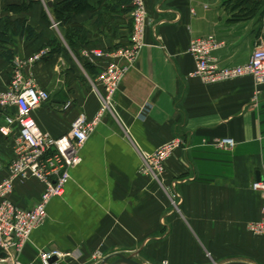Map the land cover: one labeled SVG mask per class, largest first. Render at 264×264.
<instances>
[{
    "label": "crops",
    "instance_id": "0c3cea01",
    "mask_svg": "<svg viewBox=\"0 0 264 264\" xmlns=\"http://www.w3.org/2000/svg\"><path fill=\"white\" fill-rule=\"evenodd\" d=\"M63 1L0 0L1 18L25 19L38 34L31 41L11 36L13 61L0 48V90L9 86L15 62L25 64L26 77L50 94L34 117L55 138L100 107L93 88L79 79L72 61L78 56L69 48L26 64L56 34L64 37L67 27L59 26L54 9ZM106 2L88 0L69 25L85 26L90 46L109 52L129 45L131 28L118 15L116 35L97 24ZM145 2V47L116 96V113H107L85 144L82 162L71 171L64 196L50 202L48 220L34 231L22 264H41V252L55 249L71 254L56 264H104L116 253L141 264H264V237L247 228L264 207L252 188L264 177V85L251 77L205 85L190 76L195 64L189 54L193 40L214 36L223 44L216 53L221 66L248 63L264 46V0ZM91 65L97 72L104 63ZM4 116L0 110V126ZM175 138L185 146L167 162L162 180L143 174L141 152L152 154ZM221 139L233 140L235 148L218 149ZM13 156V139L0 133V181ZM43 190L36 180L17 183L13 200L32 209Z\"/></svg>",
    "mask_w": 264,
    "mask_h": 264
},
{
    "label": "built area",
    "instance_id": "2783aa9c",
    "mask_svg": "<svg viewBox=\"0 0 264 264\" xmlns=\"http://www.w3.org/2000/svg\"><path fill=\"white\" fill-rule=\"evenodd\" d=\"M133 29L128 48H121L114 54L99 50L82 51L84 58L91 62L112 58L100 74L102 89H97L101 109L96 117L88 119L79 116L68 134L59 138L43 130L34 117V112L50 100V94L42 89L32 78L24 74L21 61L15 62V71L9 86L0 90V110L5 113L0 133L13 139V159L8 175L0 181V263L22 264L20 258L30 243L35 230L48 220V206L54 198L63 197L71 179V171L82 162L81 152L107 113H116L114 96L128 71L135 65L145 47L149 14L145 0H133ZM57 24H54V28ZM223 47L214 36L195 39L190 43L189 54L194 59L195 68L191 77L200 78L206 85H215L232 80L251 77L256 86L264 85V46L257 47L251 60L241 66L223 67L216 53ZM49 50L33 56L26 64H33L49 56ZM71 103L66 105V109ZM149 107V106H147ZM147 111L146 107L142 113ZM185 146L183 140L175 138L162 145L152 154L141 152L143 167L141 172L161 181L165 173V162L177 150ZM231 139L216 142L220 150L235 148ZM36 180L44 187L40 200L32 209L18 206L13 195L17 183ZM253 190L264 197V177L252 185ZM248 231L255 236L264 237V207L261 218L248 224ZM100 255V254H98ZM71 254L60 250L41 252V264H56Z\"/></svg>",
    "mask_w": 264,
    "mask_h": 264
},
{
    "label": "trees",
    "instance_id": "16d2710c",
    "mask_svg": "<svg viewBox=\"0 0 264 264\" xmlns=\"http://www.w3.org/2000/svg\"><path fill=\"white\" fill-rule=\"evenodd\" d=\"M253 0H247L248 3H252ZM88 0H66L54 6L56 10V20L60 27H67L64 38L69 49L72 50L77 56H80V50L87 48L90 44L88 38L89 30L79 24H71L73 16L83 7H87ZM107 12L100 14L97 24L99 26H105L109 32L116 35L117 29L113 27V22L117 21L118 16L125 17L132 33L133 18L132 12L134 10L133 0H111L110 3L106 2ZM115 15H118L117 17ZM0 21L4 23V30L0 33V48L2 47V56L8 61H13L14 52L8 48V45L12 43L11 36L22 34L28 41L34 40L38 37V34L34 28L28 25L25 19L12 20L9 17L1 18ZM69 25V26H68ZM130 33V34H131ZM58 39V38H57ZM57 39L51 40L46 47L51 48L48 59L56 53L61 52L59 48V42ZM45 47V48H46ZM66 49V48H65ZM63 49V50H65ZM86 63H84L85 65ZM88 70L92 75L97 77L98 71H94L91 64H86Z\"/></svg>",
    "mask_w": 264,
    "mask_h": 264
},
{
    "label": "rangeland",
    "instance_id": "374dc122",
    "mask_svg": "<svg viewBox=\"0 0 264 264\" xmlns=\"http://www.w3.org/2000/svg\"><path fill=\"white\" fill-rule=\"evenodd\" d=\"M53 26V28H54V24L52 25ZM57 27H58V24H57ZM132 29H133V26H132ZM131 36V35H130ZM58 38V39H57ZM54 39H57L59 42H61V43H59V48H60V50H63V49H65L66 47L67 48H69L68 47V45L67 44H65L66 42H65V38L63 37V38H61L60 36H58L57 34H56V37H54ZM65 42V43H64ZM129 45H130V37H129ZM129 45L128 46H119V47H117V48H113L111 51H109V52H107V51H104V50H102L103 51V53H105V54H110V55H112V54H114V52H116L117 50H119V49H121V48H128L129 47ZM42 50H49V51H51L52 49L51 48H44V49H41L38 53H36V54H39V53H41L42 52ZM87 51V50H99V51H101V49L99 48V46H96L95 45V47L94 46H88L87 48H85V49H81L80 50V53H79V55L80 56H78V57H74L73 58V62L75 63V65L74 66H76V68H79L80 70H79V72H80V77H79V79L81 80V82L83 83V84H85L86 85V87L87 86H89L90 88L92 87L93 88V92H94V95L96 96V98H97V89H102L103 88V86H101V83L99 82V77H100V74L104 71V69H105V67H106V63H111V59L112 58H107L106 57V59H103L104 61H98V60H95V61H92L93 63H95L96 65L98 64V63H104V65H103V67H101V68H99V67H96L97 69H98V74H97V77L96 76H94V75H89V78L87 77V75H86V73H87V71L86 70H84V68H87V66H85L86 64H91V61H88V58H86V60H81V58H84L83 56H82V54H81V52L82 51ZM35 54V55H36ZM34 55V56H35ZM48 59V56L47 57H45L44 59H42V60H47ZM51 59V58H50ZM41 60V61H42ZM75 60H77V62H79L80 63V66L76 63V61ZM138 60V59H137ZM84 63H86L85 65H83ZM136 65V64H135ZM135 65H133L132 67H131V69H133V67L135 66ZM98 66V65H97ZM84 67V68H83ZM63 69H65V67H63ZM67 69V68H66ZM65 69V70H66ZM88 69V68H87ZM130 69V70H131ZM129 70V71H130ZM129 71H128V73H129ZM127 73V74H128ZM127 76V75H126ZM125 76V77H126ZM125 79V78H124ZM12 80V79H11ZM240 80V79H239ZM232 81H236V80H232ZM232 81H228V82H232ZM123 82H124V80H123ZM123 82H122V85H123ZM38 85V84H37ZM92 85V86H91ZM122 85H121V88L120 89H117V92L115 93V96H114V101H115V99H116V96L121 92V89H122ZM5 90V89H4ZM48 92V91H47ZM49 93V92H48ZM98 99V98H97ZM99 101V100H98ZM69 103H71V102H69ZM100 103V102H99ZM68 104V103H67ZM67 104H65V106H64V109H66V105ZM116 104V103H115ZM115 108H116V106H115ZM100 109H101V104H100V107H99V109H98V111H97V113L95 114V116L94 117H96L97 116V114L99 113V111H100ZM144 109V108H143ZM146 109L148 110V107L146 106ZM82 115H85V114H82ZM93 117V118H94ZM125 131L128 133V128H126L125 127ZM178 139H180V138H178ZM172 140H170V141H168V142H166V143H164V144H167V143H169V142H171ZM164 144H162V145H164ZM161 145V146H162ZM160 146V147H161ZM159 147V148H160ZM158 148V149H159ZM157 149V150H158ZM178 151V150H177ZM173 157V156H172ZM172 157H170L169 159H167V161L165 162V170H166V164H167V162L172 158Z\"/></svg>",
    "mask_w": 264,
    "mask_h": 264
},
{
    "label": "water",
    "instance_id": "95a60500",
    "mask_svg": "<svg viewBox=\"0 0 264 264\" xmlns=\"http://www.w3.org/2000/svg\"><path fill=\"white\" fill-rule=\"evenodd\" d=\"M112 258H117L116 261H114L113 263L111 264H141L139 262H136L135 260H133L132 258L130 257H127L126 255L124 254H121V253H116L112 256H109L107 257L105 260H104V264H108L109 260L112 259Z\"/></svg>",
    "mask_w": 264,
    "mask_h": 264
},
{
    "label": "bare ground",
    "instance_id": "6f19581e",
    "mask_svg": "<svg viewBox=\"0 0 264 264\" xmlns=\"http://www.w3.org/2000/svg\"><path fill=\"white\" fill-rule=\"evenodd\" d=\"M192 78H196V77H192ZM197 79H199L200 80V78H197ZM201 81V80H200ZM202 82V81H201ZM203 83V82H202ZM204 84V83H203ZM221 84V83H220ZM206 85V84H205Z\"/></svg>",
    "mask_w": 264,
    "mask_h": 264
}]
</instances>
